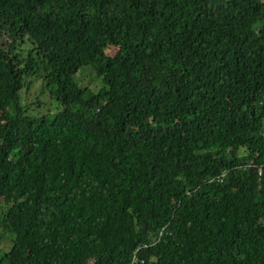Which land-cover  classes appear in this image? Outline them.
I'll return each instance as SVG.
<instances>
[{
    "label": "trees",
    "instance_id": "1",
    "mask_svg": "<svg viewBox=\"0 0 264 264\" xmlns=\"http://www.w3.org/2000/svg\"><path fill=\"white\" fill-rule=\"evenodd\" d=\"M0 231V264H264V0H0Z\"/></svg>",
    "mask_w": 264,
    "mask_h": 264
},
{
    "label": "rangeland",
    "instance_id": "2",
    "mask_svg": "<svg viewBox=\"0 0 264 264\" xmlns=\"http://www.w3.org/2000/svg\"><path fill=\"white\" fill-rule=\"evenodd\" d=\"M114 50L112 48L108 49L106 53L112 54ZM76 79L79 86L88 87L89 90L95 92L99 89L100 82L98 78L90 71V67L83 66L76 73ZM75 79V80H76ZM40 82L36 79L32 80V84L26 92H21L20 101L23 107H28V113L34 116H40L44 114H51L55 109V102L51 101L46 93L42 92ZM1 233V231H0ZM10 245V240L7 236L2 238L0 236V252L7 251Z\"/></svg>",
    "mask_w": 264,
    "mask_h": 264
}]
</instances>
